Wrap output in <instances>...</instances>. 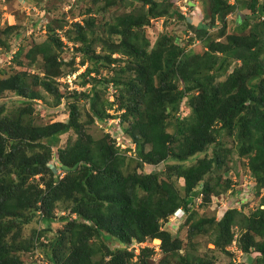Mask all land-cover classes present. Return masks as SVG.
Listing matches in <instances>:
<instances>
[{
	"label": "trees",
	"instance_id": "16d2710c",
	"mask_svg": "<svg viewBox=\"0 0 264 264\" xmlns=\"http://www.w3.org/2000/svg\"><path fill=\"white\" fill-rule=\"evenodd\" d=\"M102 1L101 11L119 1H129L131 6L106 21L107 37L95 31L92 8L65 30L70 41L81 43L76 48L81 54L78 64L87 66L78 77L81 87L89 84V89H71L70 85L69 91L60 89L58 79L68 74L61 58L64 42L49 20L47 36L25 52L28 64L37 63L43 74L27 69L10 73L0 67L5 73L0 76V96L12 94L20 104L12 110L0 104V264H23L19 252L30 249L33 238L36 244L47 239L44 254L50 264H227L189 249L183 253V240L162 228L181 206L188 212L183 226L190 239L212 228L211 243L228 253L226 247L238 231L245 254H256L255 264H264V194L259 196L264 188V0L246 1L251 14H239L237 19L243 34L228 36L226 42L212 39L209 27L216 20L225 22L242 0H210L211 22L200 26L176 9L177 19L196 31L208 47L199 53L186 50L168 32L152 43L145 30L152 19L170 15L182 0ZM22 28L21 23L8 22L0 27V50L8 54L17 49L10 36L16 37ZM98 40L103 42L100 50L94 47ZM22 53L23 48H18L14 56L21 65ZM221 74L225 75L222 80L218 79ZM111 83L116 90L114 102L109 100ZM185 97L191 113L177 115ZM39 99L65 106L67 120L34 123ZM86 102L90 110L84 115L81 105ZM114 104L115 111L123 110L120 122L126 124L122 129L135 143L133 150L121 149L110 133L95 137L88 131L95 118L104 121L110 115L108 109ZM71 131L74 138L60 144L61 135ZM225 136L232 138L228 148ZM212 146L210 156L186 164ZM54 147L63 178L56 173ZM234 151L246 167L240 174L227 170L225 178L204 180L214 165L222 168ZM144 163L157 168L140 171ZM245 169L254 177L258 204L253 198L240 209L228 208L216 220L212 196L228 190L233 196L240 194L241 188L234 187L237 182L242 185ZM179 178L183 193L176 185ZM200 194L203 210L212 211L213 216H197L200 210L188 206ZM35 216L46 226L27 240L22 237L23 226ZM59 217L64 223L52 231ZM49 231L54 235L50 237ZM156 237L161 238L162 249L158 261L152 259L150 247L142 248L137 259L127 249L134 240ZM106 239L122 246L111 248Z\"/></svg>",
	"mask_w": 264,
	"mask_h": 264
},
{
	"label": "rangeland",
	"instance_id": "374dc122",
	"mask_svg": "<svg viewBox=\"0 0 264 264\" xmlns=\"http://www.w3.org/2000/svg\"><path fill=\"white\" fill-rule=\"evenodd\" d=\"M250 0H242V5L239 6L238 9L234 10L233 12L229 13L225 19V22L221 23L220 21H215L213 26L209 27L208 35L213 39L215 38L217 41L226 42L228 36L234 35V34H243V31H240V25L237 22L238 15L248 16L251 14V10L247 7V2ZM263 1V0H262ZM129 2V1H128ZM128 2H122L119 1L118 4L113 5L112 7H109L107 10L101 11V7L103 5L102 0H0V27L4 26L6 22L8 24H23V28L20 31V34L14 35L12 34L10 36V42L13 46H18L19 48H23V53L20 55L19 60L23 62V65L16 61L14 58L12 61L9 59V54L4 53V48L2 51H0V56L5 57L8 62H6L5 65H3L2 69H6L7 72L10 71L12 73L16 70L21 69H27L31 72H39L41 73V68L38 66L37 63H34L32 66H30L28 63L30 60H28L25 57V52L28 50V48L34 43V42H41L46 36L47 33H45V24L49 21H52L54 25L57 27V32L60 35V38L63 36L64 40V47L63 51L61 52V58L64 59L65 63V69L64 71L68 74L71 72H68L72 68L79 67V69L75 72L74 75H71V77L68 79V74L62 75L60 78H64L63 80H60V89H64L69 91L68 86L69 85H78L81 86V80L79 79V74L84 72L87 63L82 66H79V61L81 60V54L76 49L77 46H80L81 43L74 41H70L66 36V29L70 28V24L76 20H82L83 17L86 15V11L88 8H92L91 15L95 18V31L103 34L105 37H107L108 32L106 30V21L113 20L114 16L118 13H121L125 10H130L131 6L128 5ZM211 5L210 0H182L175 3L174 7L171 10L170 15L166 17L161 18H154L151 20V23L146 26L145 30L147 33L148 38L151 40L152 43L155 42L157 36L163 32H168L172 36H174L175 41L182 45L186 50L199 53L203 52L204 50H207L208 47H206L200 39V37H196V31L194 30H188V24L184 21H180L177 19V16L175 15L177 12L176 9L181 10L185 15H187V18L190 22H193L195 25L200 26L204 24H209L211 22ZM175 10V11H174ZM173 14V17L169 18ZM89 16V15H88ZM167 18V19H166ZM246 17H244L245 19ZM61 25H63L61 27ZM245 32L249 31V28H246L244 30ZM95 32V33H96ZM92 35V31H90L89 35ZM116 37L114 36V39ZM191 38H193L191 40ZM118 40V38H116ZM102 41H94V47L98 50H100L103 45ZM119 56V55H116ZM74 61L75 63L71 65V61ZM11 62V63H9ZM1 70V69H0ZM104 73L107 74L106 70H104ZM4 72L2 73L0 71V76H4ZM76 77L74 78V76ZM108 75V74H107ZM59 78V79H60ZM225 75L221 74L218 79H224ZM72 80L70 83L69 81ZM69 83V84H68ZM91 85H86L83 88L89 89ZM114 94L115 96V89H112L109 92L110 94ZM12 98H17L16 96H13L12 94H4V96H0V104H5L6 107L9 110L14 109L17 106H20L18 101H14ZM53 98V97H51ZM189 98L185 97L180 105V110L177 112V115L180 116H188L191 113V107L189 104ZM83 102V101H82ZM85 102V101H84ZM81 110L82 114L87 115L89 114V103H82ZM115 105L114 107H116ZM38 114L32 115L33 122L37 124H44L47 122H50L52 120H67L68 118V112L65 110V106L59 105V106H53L52 103L45 104L43 101V107L38 110ZM109 116L105 118V120L110 122L112 117L116 116L119 111H115L113 108L108 110ZM102 122V121H100ZM104 122L100 123L101 125L96 124L95 122L90 125L89 132L92 133L95 137L100 136L104 131H106V128L108 127L111 134L114 135L117 139L121 138L122 126H126V124L121 125L118 120L116 119V122L113 121L111 126H108V124H105L103 127ZM121 126V127H120ZM169 129L171 127L169 126ZM73 131L66 132L61 135V142L60 144H65L67 140L71 137H73ZM74 138V137H73ZM224 141L227 140L226 145L227 148L232 146V138H228V136H225ZM129 143L132 142V140H128ZM134 146V143H132ZM214 146L210 147L206 152H200L196 155L192 156L189 160L186 161V164H191L193 162H196L200 158L204 157L205 155H211L212 149ZM55 150V148H53ZM236 150V148H235ZM232 155V156H231ZM232 158V159H231ZM241 159L238 158L237 153L234 151L233 154H229L226 164L218 169L216 165L213 166L212 170L207 173L204 180H209L212 182H215L219 176H227L229 174L228 171H237L239 174L246 168L243 166V163L241 164ZM171 162V160H169ZM54 164L56 166H60V162L57 161V159L54 161ZM55 168L57 170V174H59V168ZM155 168H157L155 166ZM152 165L144 163L143 168L140 171H146L150 172L151 170L155 169ZM162 168H164L162 166ZM161 169V168H160ZM129 170V169H128ZM164 170V169H163ZM228 170V171H227ZM228 172V174H226ZM245 174H249L247 172V169H245ZM224 176V178H225ZM248 175L244 178L246 179ZM236 178V177H234ZM223 179V178H222ZM254 179V178H253ZM237 179H234V182L236 183ZM245 183V182H242ZM241 183V184H242ZM183 179L179 178L176 181V185L183 193ZM243 186V184H242ZM238 185V182L234 188L240 187L241 192L240 194H237L235 196L231 195L229 196V199H234L235 206H240L242 201H246L245 192H243V187ZM257 199V204L259 202V198L255 197L254 201ZM239 202V203H238ZM248 208L249 207H245ZM249 212V211H248ZM60 214H65V212L61 211ZM213 212L209 210H200L197 211V216H213ZM221 218V217H220ZM219 218V219H220ZM216 220H218L216 218ZM63 221H61L60 217L56 218L52 224V231L56 230L57 228L62 227ZM46 226L43 220H41L38 216H35L29 223L24 224L23 226V232L22 237L27 240H32V238L35 236L36 229L40 227ZM214 229L210 228L208 232L206 233H199L196 234L192 239H190L188 234L187 226H182L180 229L176 230V227L172 231L173 235L178 236L183 240L184 246L181 251L184 253L186 250L192 251L196 255L206 256L208 258H211L217 263H233V264H255L256 260V254H251V257H248L246 254H240L238 255V250L228 251V253H225L224 251L217 249L213 243H211L212 235H213ZM49 236H53L54 232H48ZM190 239V240H189ZM47 239L45 238L42 243L46 242ZM105 242L111 247L115 248L118 246H122L118 241L106 239ZM43 243V244H44ZM41 244L40 242L36 244L35 238H33V246H31L30 249L23 250L19 252V255L23 261V264H38V257H44L45 254L44 251L46 250L45 245ZM189 245V246H188ZM35 249V252L33 250ZM32 250V251H31ZM231 250V249H230ZM154 261H158V259L161 257V254L159 256H151ZM216 257V258H214ZM97 258H100L97 256ZM214 258V259H213ZM50 264L48 258H45L44 262H47ZM175 262V261H174ZM40 264V263H39Z\"/></svg>",
	"mask_w": 264,
	"mask_h": 264
},
{
	"label": "clouds",
	"instance_id": "9594fccd",
	"mask_svg": "<svg viewBox=\"0 0 264 264\" xmlns=\"http://www.w3.org/2000/svg\"><path fill=\"white\" fill-rule=\"evenodd\" d=\"M62 39V38H61ZM63 40V39H62ZM17 47V49L19 48L18 46H16ZM17 49H14L12 52H10V53H8L10 56H9V59H11V61L14 59V56H15V53L17 52ZM3 49H1L0 51H2ZM0 58H2V61L0 62V67H3V65H5L6 64V62H8L7 60H6V58L5 57H2V56H0ZM9 63H11V62H9ZM85 65V64H84ZM84 65H82V66H84ZM41 74H43L42 72H41ZM75 74V72L73 73V74H71V75H74ZM92 74H94V73H92ZM71 75L70 74H68L67 76H68V79L71 77ZM76 77V75L74 76V78ZM64 78L62 77V78H60V79H58L59 81L60 80H63ZM70 83L72 82V80L71 81H69ZM89 85V84H88ZM70 88L72 89V88H77V89H83V87H81V86H78V85H70ZM113 89V87H112V83L109 85V87H108V90H109V92L111 91ZM115 92H116V90H115ZM109 100H111V101H115V96H114V94L112 93V94H110L109 95ZM37 102L39 103V109H41L42 107H43V102H42V100L41 99H39V100H37ZM115 105H117V104H114L113 105V109L115 110ZM112 108H110V109H112ZM110 109H108V110H110ZM119 111V113L116 115V116H114V117H112V118H110V119H112L110 122H108L107 123V121L106 120H104V121H102L101 119H98V118H95V123L96 124H98V125H101L100 123H102V122H104L103 123V127L105 126V124H108V126H111V124L113 123V121H115L116 122V119L118 120V122L121 124V122H120V117H119V114L123 111V110H118ZM63 121V120H62ZM100 121H102V122H100ZM121 127V126H120ZM121 130H122V134H121V136L122 137H124V140L123 141H125L128 145H127V147L126 148H128V147H131L132 148V150L133 149H135V143H134V146L132 145V143L133 142H131V143H129V139L130 140H132L131 138H129V136H128V134H126L124 131H123V129H122V127H121ZM104 132H107V133H110L111 134V132H110V130H109V128L107 127L106 128V131H104ZM113 137H115L114 135H112ZM115 139H116V137H115ZM116 145H118L117 144V139H116ZM118 146H120V145H118ZM55 148V150H56V147H54ZM120 148L121 149H126V148H122L121 146H120ZM55 150H53V154H54V151ZM129 153H131V151H129ZM57 159V161L58 162H60L59 161V157L56 155V154H54V159H53V162L55 161ZM57 168H59V174H61L60 175V177L59 178H63L64 177V171L62 170V168H61V162H60V166H58ZM43 186V185H42ZM198 196V195H197ZM196 197V196H195ZM189 204H190V202L188 203V206H189ZM204 204V203H203ZM203 204L200 206V207H198V208H192V209H197V210H203V208H204V206H203ZM190 207V206H189ZM191 208V207H190ZM237 208V207H236ZM263 208V207H262ZM213 210H215L214 208H212ZM246 210H247V208H245ZM183 210V211H182ZM216 211V210H215ZM176 213H178V218H179V224L177 225V226H173V225H168V223L170 222V219H171V217L172 216H174ZM216 218L217 219H219L220 218V216H218V212L216 211ZM187 218H188V212L186 211V209L183 207V206H181V207H179V208H177L171 215H170V217H169V220L167 221V222H165V224H164V226L162 227V228H166V229H169L171 232L174 230V228L176 227V230H178V229H180L182 226H183V224L186 222V220H187ZM239 232L237 231L236 233H235V236H234V238H233V240H232V242L226 247V250L227 251H233V250H238L237 248H235L234 247V241H236V244H237V246H238V248L242 251V253L243 254H245V252H244V250L242 249V247H241V245H240V243H239ZM142 243V242H147V243H149V244H146V245H144L143 247H141L140 248V251H139V253H136V250H135V247H133V244L134 243ZM144 247H150V248H152L153 249V256H159V254H161L162 253V249H161V238H158V237H156V238H152V239H150V238H147L146 240H144V241H136V240H134L131 244H129L128 245V247H127V249L129 250V251H134V253H135V255H134V258L135 259H137V257H138V255L140 254V252H141V250H142V248H144ZM158 248V249H157ZM231 249V250H230ZM38 257V256H37ZM107 258H108V256H107ZM38 262L40 263V264H48V261L47 262H44V260L43 259H38Z\"/></svg>",
	"mask_w": 264,
	"mask_h": 264
},
{
	"label": "built area",
	"instance_id": "2783aa9c",
	"mask_svg": "<svg viewBox=\"0 0 264 264\" xmlns=\"http://www.w3.org/2000/svg\"><path fill=\"white\" fill-rule=\"evenodd\" d=\"M231 3H235V0H229ZM64 40V37H61ZM2 61V58H0V62ZM71 81V80H70ZM118 138L117 144L120 145L122 148L127 147V143L124 140V137L121 136V138ZM248 175L246 179H244L242 183L243 184V192H245L246 201H242L240 206H235L234 201L229 199V196H231V190H228L227 193L221 194V195H214L212 196V208H214L218 212V216H221L228 208L230 207H237V208H242L243 205L248 204V202H252L253 198L256 196V191L254 190V177L250 174H245L244 178ZM264 194V188L261 190V194L259 196L261 197ZM204 203V196L203 194H200L196 197L193 198V201L190 202L189 206L192 208H198ZM239 203V202H238ZM261 207H264L263 205ZM183 211V210H182ZM179 224V218H178V213H176L174 216L171 217L170 222L168 225H173L177 226ZM149 244L147 242H142V243H134L133 247H135L136 253H139L140 248L143 247L144 245ZM150 245V244H149ZM234 247L238 249V255L243 254L242 251L238 248L236 241H234ZM158 249V248H157Z\"/></svg>",
	"mask_w": 264,
	"mask_h": 264
}]
</instances>
